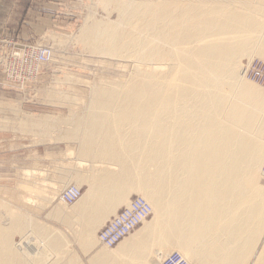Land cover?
I'll return each mask as SVG.
<instances>
[{
  "label": "bare ground",
  "instance_id": "bare-ground-1",
  "mask_svg": "<svg viewBox=\"0 0 264 264\" xmlns=\"http://www.w3.org/2000/svg\"><path fill=\"white\" fill-rule=\"evenodd\" d=\"M135 5L133 33L99 24L84 29L92 50L154 67L137 68L127 85L92 94L88 113L93 117L78 125L83 129L78 141L90 140L80 156L96 169L81 174L90 189L73 208L80 245L89 254L97 242L105 250L121 244L136 227L112 246L100 236L123 210L98 238L95 232L120 206L134 210L124 196L141 191L136 200H144L155 217L141 221L146 231L139 238L152 242L145 250L152 251L147 255L154 261L178 253L188 264H249L264 233V91L238 77L236 65L252 50L264 57V24L257 18L264 19V3L244 4L242 11L223 1ZM43 48L54 57L53 48ZM253 66L247 65L243 77L264 87L249 77ZM186 113L190 122L183 120ZM45 174L24 171L28 178ZM6 213L0 210V264H32L51 228L33 227L27 216L6 225ZM26 230L16 248L12 235ZM56 240L65 257L75 260L64 237ZM256 255L254 264H264V243ZM106 257L100 251L91 264Z\"/></svg>",
  "mask_w": 264,
  "mask_h": 264
},
{
  "label": "rangeland",
  "instance_id": "rangeland-1",
  "mask_svg": "<svg viewBox=\"0 0 264 264\" xmlns=\"http://www.w3.org/2000/svg\"><path fill=\"white\" fill-rule=\"evenodd\" d=\"M160 1H188L200 4L209 1H223L229 8L241 11L244 4L258 6V3H264V0H35V10L33 11L41 17V21L38 23L31 20L32 15L31 18H27L28 23L25 30L29 33L28 39L22 40L15 36L0 34V37H5L19 45L34 49L50 47L54 50L51 64L48 63L49 65L45 64L40 67L38 81L34 85L32 80L25 82L21 87L17 83L16 86L10 85L0 64L1 83L7 90L6 92L9 93L6 100L0 102V111L12 113L19 117L24 116V122L22 120L17 122L16 119H7L4 122L5 128H8L10 132L9 139L13 141L10 150L1 153V155L8 157L7 165L1 166L0 164V210H4L8 214L4 218L6 225H12L15 217L18 216H27L32 220L33 216L24 214L25 212H22V210L36 213L35 217L39 220L40 218L50 217L42 214L44 210H73L76 203L87 195L90 183L80 180L83 178L81 174L82 172H93L96 169L90 167L87 157L80 156L82 150H77L79 145L75 141L78 142L77 137L80 136L83 130L78 129L80 122L93 117L88 113V108L94 98L92 94H97L101 90L106 91L111 86H125L137 68L152 70L151 68L154 66L141 64L133 58L121 59L120 57L108 56L92 50L89 47V41H84V29L87 25L99 24L107 30H115L121 34L126 31L133 33L138 27L137 20H134L136 17L135 3ZM236 2L238 3L237 6ZM128 7L130 9H125ZM108 17L113 22L108 20ZM116 17L122 24H119L120 22L116 20ZM132 18L133 20H131ZM257 18L264 24V19ZM114 21L118 22L119 27ZM128 23L129 25L132 23L131 26ZM133 25L134 28H132ZM33 26H35V35L32 36ZM127 28H131L133 31L131 29L129 31ZM36 29H39L37 35ZM244 54L239 58L236 65L238 77L264 91V87L251 80L248 81L242 74L247 65L252 62L253 65H259L260 62V64H264V57L255 50ZM242 61L246 63L244 64ZM165 66H168V69L170 67V65ZM30 67L31 62L27 61L26 68ZM90 109L91 107L89 111ZM192 110L196 111V108L192 107ZM187 113L191 115L192 111ZM187 113L183 116V120L190 122V116L188 115L189 119L186 118ZM115 115H119V113ZM39 118L42 124L38 123ZM44 118L46 119L43 121ZM51 118H54L53 121L46 126L45 121H49ZM195 122L192 121V123ZM46 132H48L47 136ZM17 139L25 142L17 145ZM36 139H40V141L37 142ZM72 142L73 146L71 148ZM22 146H24V150L20 149ZM66 146L69 147L68 155L65 152ZM17 147H19V151L16 150ZM77 158H83L85 161L82 162L83 164L79 163ZM66 159L69 161L67 167ZM263 161L264 159L261 163ZM2 167L6 169L3 170ZM28 169L43 171L47 174V177L46 174L42 176V179L41 176H37L38 178L25 177L24 171ZM260 182L261 185H264V177ZM70 186H77L82 190L81 197L73 204L65 205L61 201V195ZM27 197L32 198L31 201ZM140 197H142L141 191L132 192L128 203L134 202ZM124 208L125 205L120 206L114 214L97 228L96 238H98L97 236L101 230ZM154 217L151 211L147 216L148 222L154 220ZM32 222L33 227L45 225L34 220ZM142 225L140 222L132 233L138 228L140 229ZM78 228V225L73 228L74 240H79L77 237L79 238V235L82 234V231L80 232ZM52 230H54L53 226L51 227ZM27 231L16 232L12 235L11 240L16 248L24 240L25 236L23 235ZM34 232L38 235L40 233ZM263 235L264 233L260 238V244L256 248V254L262 243H264L262 242ZM98 246L104 247L103 244L97 242L94 243L92 251ZM73 251L79 254L81 251L84 252V245L73 247ZM75 260H77V257Z\"/></svg>",
  "mask_w": 264,
  "mask_h": 264
},
{
  "label": "crops",
  "instance_id": "crops-1",
  "mask_svg": "<svg viewBox=\"0 0 264 264\" xmlns=\"http://www.w3.org/2000/svg\"><path fill=\"white\" fill-rule=\"evenodd\" d=\"M35 0H0V34H7L9 36H15L19 39L25 40L28 39L29 33L26 32V24L28 23L27 18H32L31 20L40 22L41 17L36 14L33 10H35ZM35 23V22H34ZM35 26H33V35H35ZM39 33V29H36V35ZM27 34V35H26ZM7 90L1 83V74H0V102L6 100V97L9 93L6 92ZM7 119H16L17 122H24V116L19 117L15 116L12 113L2 112L0 111V164L1 166L7 165L8 157L1 155V153L8 152L10 146L12 145L13 141L9 139L10 132L8 128L6 129L4 126V122ZM33 141V140H31ZM35 141H40V139H36ZM83 141V142H82ZM82 141H76V143L82 147H77L84 151V147L87 146V142L90 140L86 139ZM24 140L17 139V145L20 143H24ZM80 142V143H79ZM86 143V144H85ZM67 144V142H66ZM73 146V142L71 144V148ZM24 150V146L20 147V149ZM39 149V146L37 147ZM68 148L65 147L66 155L68 154ZM19 151V147L17 149ZM85 158V156H83ZM82 158V159H83ZM6 163V164H5ZM66 167L69 164V161L66 159L65 161ZM5 170V167H2ZM84 174V172H82ZM128 195V196H127ZM124 197L130 198L131 193L127 194ZM25 212L24 214H29L32 217V220L42 222L43 224L49 226L50 228L53 226L54 230L52 233L48 235V238H45L43 241L44 244L42 245L44 248L42 249L41 253H39L38 258H36L33 262L35 264H91L92 258L98 254L100 251H104L107 254L106 258L102 260H98L97 264H161L165 260L161 261H154L151 256V250L146 253L145 247L150 243L148 239L139 238L141 233L146 231V227L142 225V227L137 229L134 233L130 236L125 238L121 244L112 248L111 250H105L102 247H96L92 252L86 254L84 252L77 253L73 251V247L80 246L79 240H74L73 238V228L78 224V220L76 219L77 214L74 213V210H44L42 214L48 215L50 217L40 218V220L35 217L36 213L22 210ZM73 216V217H72ZM151 224L147 223V226ZM143 234V233H142ZM138 235V236H137ZM56 236H63L65 242L69 245L68 247L76 255L77 260H71L72 256H66L63 252H61L62 243L56 240ZM136 238V239H135ZM77 239H79L77 237ZM262 242H264V235L262 237ZM79 243V244H78ZM152 243V242H151ZM132 244V245H131ZM61 245V246H60ZM83 246V245H82ZM143 248V249H142ZM104 249V250H103ZM60 250V251H59ZM133 250V251H132ZM145 250V251H144ZM135 251V252H134ZM60 252V253H59ZM136 253V254H135ZM146 253V254H145ZM44 254V255H43ZM48 255L49 257H47ZM256 253L250 260L249 264H254L256 260ZM47 257V258H46ZM52 257V258H51ZM54 257V258H53ZM49 258H51L49 260ZM94 259V258H93ZM40 260V261H39ZM69 261V263H68ZM32 262V264H33Z\"/></svg>",
  "mask_w": 264,
  "mask_h": 264
},
{
  "label": "built area",
  "instance_id": "built-area-1",
  "mask_svg": "<svg viewBox=\"0 0 264 264\" xmlns=\"http://www.w3.org/2000/svg\"><path fill=\"white\" fill-rule=\"evenodd\" d=\"M53 54L44 48H30L19 45L5 37H0V64L3 73L10 85L21 87L25 82L32 80L33 85L37 83L39 69L43 64L50 63ZM27 61L31 67L26 68ZM249 77L264 85V67L255 65L249 71ZM264 172V166H263ZM81 197V191L77 187H70L63 196V202L67 205L73 204ZM134 210H123L101 233V240L107 246L114 245L130 230L136 227L150 210L142 199L135 200ZM161 264H188L178 253H174L168 260Z\"/></svg>",
  "mask_w": 264,
  "mask_h": 264
}]
</instances>
